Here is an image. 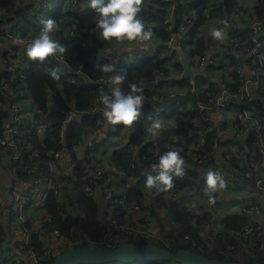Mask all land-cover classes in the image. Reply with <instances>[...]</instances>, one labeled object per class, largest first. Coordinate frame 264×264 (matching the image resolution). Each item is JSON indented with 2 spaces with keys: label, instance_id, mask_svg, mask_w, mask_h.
Returning <instances> with one entry per match:
<instances>
[{
  "label": "trees",
  "instance_id": "trees-1",
  "mask_svg": "<svg viewBox=\"0 0 264 264\" xmlns=\"http://www.w3.org/2000/svg\"><path fill=\"white\" fill-rule=\"evenodd\" d=\"M45 2L46 6L36 12L33 0H0V28L8 26L7 30L25 34L29 31L28 27H33L36 31L41 27L42 19L51 17L58 25L54 38L66 48L62 56L68 68L60 71L59 79H52L45 68L46 59L57 65L52 57H46L42 62L28 58L22 79H9L11 74L3 71L0 74V78L7 79L12 87L6 96L0 93V161L3 154L6 157L7 168L15 179L13 187L20 186L23 181L33 178H44L60 188L58 196H54L52 192L48 193L41 208L32 207L29 216L22 224V229H26L30 234L27 248L34 252L38 264H47L53 256H43L42 241L38 240L37 236L41 233L49 237V234L55 230L67 237L81 230L87 240L80 236L79 242L73 246L112 248L127 242L156 244L170 251L181 248L198 251L209 259L264 264V246L260 245L264 240V232L261 234L255 232L251 236L243 235L244 227L257 226V222L246 213H231L215 219L212 218L214 216L212 209L193 213L185 205L180 206L174 201L154 198L142 205L139 214H135L128 208L117 207L108 198L106 200L103 193L105 188L115 197L124 198L127 204L133 202L141 204L145 195L142 191L145 187V173L156 159L152 157L154 147H158L161 152L167 150L165 146L168 144L189 146L191 143H196L199 135H202L204 140L200 147V153L204 156L202 165L209 166L213 159V143L216 141L217 145L222 146L224 142H221L216 131L206 124V112L195 111L188 106L184 112H181V117L188 116L190 122L183 121L179 128L162 130L160 136L155 139L150 138L151 132L148 131L150 127H138L137 131L131 132L129 145L115 150L108 157L111 167L102 170V164L106 160H99L94 154L102 148V141L113 125L104 123L101 112H91L98 97L97 86L93 81L107 75L98 71L96 65L109 63L106 60L100 63L96 61L101 44L97 42L96 34L93 33L94 10L85 7L74 13L71 12L68 4H65L66 0H45ZM148 2L150 5L147 6V13L141 12L140 16L145 23L153 26L156 50L147 57L137 56L134 53L136 57L133 62L116 64L118 70L126 73L122 88L128 90L129 83L138 84L143 87V94L151 98L168 95L170 88L187 90L194 85L197 103L205 106L208 104L209 96L214 91L220 90L223 85V89L227 91L226 103H233L240 98L239 88L242 82L239 67L247 63L248 59L244 54L253 46L251 20L260 24L262 30L258 34V39L264 40V0H148ZM20 3L24 4L21 9L18 8ZM172 6L174 11L171 30L179 31L188 58L195 63V66L202 59L206 60L208 57L212 59V62L200 69L199 75L194 76V84L190 83L188 78L174 80L171 73L175 74L182 68L180 69L178 64L169 63L171 55L161 54L162 50H165L164 44L170 37V32L164 30L162 19ZM38 14L41 15L40 18ZM16 18L21 21H16ZM221 21H227V27H224ZM212 27H224L227 35L222 41L208 35ZM70 28L74 30L73 35L69 34ZM2 35L3 32L0 31V39ZM225 40H232L226 49ZM233 41H237L240 47L235 48L234 53H229ZM109 47L112 48L113 44H109ZM15 49L24 52V47L18 46ZM114 54L127 56L125 52L114 51ZM76 70L80 73L77 74ZM202 70L213 75L214 80L205 77L206 74L203 76ZM154 75L160 77L158 81H154ZM104 87L105 90L110 91L109 86ZM252 89V100L241 99L238 107L251 111L257 117H264V59L260 82ZM227 93L232 97H227ZM16 103L22 108L20 117L13 123L17 125V133L13 138L14 145H2L4 127L10 124L9 105ZM180 104L186 105V102ZM69 110L75 111L77 117L68 122L61 132L60 127ZM150 110V105L144 104L140 118H148ZM28 112L30 116H25ZM42 120L46 121L47 128L38 133L35 125L42 124ZM99 120L103 121V127L106 125L107 131L101 129L99 141L93 148L85 146V136L89 130L98 126ZM115 126H117L115 132L117 134L122 124ZM234 128V135L226 143H233L234 139H237L235 143L241 153L239 158H232L233 162L228 171L233 172L241 180L243 174L257 165L261 158L256 136L248 128L247 122L238 120L235 116ZM238 128H242L244 132L243 142H240L241 135L236 136ZM77 145L85 146L83 154L74 151ZM132 146L138 148L135 155L131 151ZM59 150L70 157L71 176L63 170L62 165L55 171L50 170V165L55 161L54 153ZM175 150L184 157L186 163L197 165L190 155L179 149ZM243 155H246L245 162L241 159ZM237 161L241 162L242 166L238 165ZM85 166L89 168L88 174L84 172ZM100 170L101 176L95 178L93 174ZM93 181L94 194L100 191L95 196L90 195L85 189L88 184L92 186ZM202 181V173L198 172L195 166L186 167L185 174L173 176V187L162 193L180 189L188 196L183 199L191 201L198 193ZM240 183L241 181L235 182L232 188L239 187ZM24 187L26 191L30 190L29 187ZM192 191L193 194L188 195ZM99 200L107 206L105 210H101ZM249 200V198L244 199L246 204ZM7 209L8 206L4 207L0 204V253L8 250L12 231L19 226L14 224L16 216L13 213L10 212L12 223L7 219ZM157 209L164 212L163 218L159 217ZM109 214L114 215L113 227L107 219ZM38 215L40 219L36 221ZM143 216L147 218L146 221L142 220ZM261 227L264 230V226ZM148 228H156L160 231L157 235L149 236L146 233ZM103 234L110 236L108 244H100L97 241V237ZM69 240L76 241L77 238ZM18 244L17 242L15 245L16 249ZM66 248L68 246L61 249L60 253ZM22 252L25 253L26 249ZM165 263L167 262L156 261L146 264Z\"/></svg>",
  "mask_w": 264,
  "mask_h": 264
},
{
  "label": "built area",
  "instance_id": "built-area-1",
  "mask_svg": "<svg viewBox=\"0 0 264 264\" xmlns=\"http://www.w3.org/2000/svg\"><path fill=\"white\" fill-rule=\"evenodd\" d=\"M35 2L34 10L40 11V8H43L46 6L45 0H33ZM145 3L148 2V0H143ZM169 1V0H165ZM84 2V0H66V5L68 4L69 9L71 12L77 13L79 9L81 8L80 5ZM174 11V7L172 6L169 9L168 14H166L162 19V25L164 26V30L170 32V37L168 41L164 44L165 50H162L161 54H169L171 55V60L174 59V65L178 64L181 71L176 72L178 80L188 78L190 83L194 84V76H197L200 74V70L203 66L207 65L208 63L212 62L211 58H206V60L202 59L200 61L196 68L199 70L195 75L191 76L192 73H189L191 70L189 68V60L186 64V67L182 65V62L179 60L177 54L180 51V44H182L179 36V31L174 32L171 30L173 25V19L172 14ZM192 12V10H191ZM39 15V14H38ZM96 18V14H95ZM95 22V21H94ZM189 22V21H187ZM8 26L0 28V31L3 32L2 39H0V74L2 71L4 73L11 74L9 79L13 78H19L22 79L24 76V68L27 67L28 57L26 56L25 52L21 50L15 49V47H23L22 42H26L30 37L34 36L38 30L34 32H29L22 34L21 32H13L10 30H7ZM250 28L252 30L251 34V42L253 43V46L245 52L244 57L248 59L247 63L239 67V71L241 72V86L239 88V94L240 98H237L235 102L233 103H226L225 97L226 92L223 89V85H221L220 90L214 91L207 100V105L200 106L198 111H206L210 109H219L220 111H226V110H233L235 112V116L238 120L247 122L248 128L255 134L257 139V147L258 152L260 155V162L257 165H254L252 169H248L243 174V178L239 180L233 172L225 171L221 172L220 169L214 167L211 168L209 166H204L202 163L204 162V156L200 153V147L203 144V136L199 135L198 141L196 143H191L189 146H177V145H166L165 148L168 149H179L183 151L185 154L190 155L191 158H193L194 162L197 165H193L191 163H186V167L195 166V169L203 173L204 171L208 169L218 170L221 172V174L224 177L225 180V186L223 189H219L217 192L212 193V195L215 197V200L213 203H217L218 197L221 195L227 196L230 194H237V198L235 200H231V202L227 205V207L223 210V208H220L218 205L215 208V210H220V214H217L218 218H221L222 216H225L227 214L231 213H246L247 216L252 218V220L257 222L256 227L252 226H246L242 229V233L244 236H251L255 232L257 234H261L264 232L261 226H264V117H257L255 116L251 111H248L246 109H240L238 107L239 101L241 99H244L246 101H250L253 98V94L251 89L258 86V83L260 82L261 78V68H262V62L264 59V40L258 39V34L261 32V26L258 22L251 20L250 21ZM183 29V27H181ZM93 30V28H92ZM95 30V29H94ZM73 29H69V34L73 35ZM227 33V32H226ZM154 35V33H153ZM97 42L101 44L99 48V53L97 55V63H100L104 60L108 61L109 63L113 64H119L122 65L124 63H131L133 62V59L136 57L134 56V53L137 54V56H143L147 57L151 55L153 52H155L156 48L152 47L151 45H154V41H152L147 47H140L134 45V49L131 53L125 55H116L114 54V50H112L111 47H109V44H114L116 41L115 39L112 42L103 41L102 39H99L96 36ZM17 41H21V43H18ZM174 42H177L179 45L178 48L174 49ZM232 40L224 41L225 49L231 44ZM240 45H238L237 41H233L232 46L230 47L229 53H234L235 48H239ZM175 51V52H174ZM36 60V59H33ZM52 60H54L57 65H59V71L65 70L68 68V65L66 64L63 56L61 55L59 58L52 57ZM192 61V60H191ZM192 64L195 66V63L192 61ZM56 64L52 63L49 59L45 60V68L49 72L53 67L57 66ZM76 73L79 74L80 71L76 70ZM110 74L104 75L102 77L97 78L94 82V85L97 86L98 90V97L102 93L109 92L105 90L104 86H109V80L108 76ZM154 81L159 80V76L154 75ZM5 78H0V93L4 96L7 95V92L9 89H11V83L6 81ZM127 91V90H125ZM172 91V88L169 89V92ZM187 94H195L196 88L195 86H190L187 90ZM170 96L169 94L166 96H155V97H145L144 104H149L151 107V112L154 114H159L161 112V109H157L155 107L154 102L161 103L164 98ZM227 97H232L229 93H227ZM95 103L93 109L91 112L99 111L101 112L102 105H98V103ZM21 105L11 104L9 105V111L11 115V122L10 124H6L4 127V136L2 137L1 143L2 145L7 146H13L14 145V136L17 133V125H13L15 120H17L20 117L21 113ZM77 117V113L73 110H69L65 120L63 121V125L60 127V131L63 132L65 125L68 124V122L74 120ZM47 128V123H42L39 125H35V130L38 133L43 132V130ZM103 128V121L99 120L98 126L96 128H92L88 131L87 135L84 138V145L90 146L91 148L94 147V144H97L100 137L101 129ZM244 132L242 131V128H238L237 135H242ZM237 139H234L233 143H226L227 141H224L222 146L217 145V142L215 141L213 143V147L217 149H222L221 154L223 155L222 161L224 163H230L229 166L232 164V158H239L240 157V151L238 150V145L235 143ZM80 148L79 145L76 146V148ZM132 153L135 155L137 153V146L131 147ZM160 152L158 147H154L152 151V157L156 158V155ZM234 154H230V153ZM63 154L60 150L54 153L55 161L53 164L50 165V170L55 171V169L62 165L60 156ZM235 156V157H234ZM84 172L88 174L89 168L87 166L84 167ZM95 178H98L101 176V170L93 174ZM253 179L255 181V184L253 187L245 184L246 180ZM240 186L237 188H232L233 184L235 182H240ZM95 182L93 181V185L90 186L89 184L85 187L86 191L92 195L95 196L98 193L94 194L93 192V186ZM131 186H133L132 183H130ZM23 186L29 187V191L19 189L17 187H13L11 189V198L14 202V215L16 216V220L14 221V224L19 225L18 227H15L13 230H17L19 235V244H18V250L26 257V259L20 258L17 254H9V256L5 257L0 264H38V258L35 256L34 252L27 248L29 243V236L30 234L26 229H22V224L24 223V220L26 217L29 216L30 209L32 207H39L41 208L43 206V203L48 195L49 192H52L54 196H58L60 193V188H58L56 185H53L50 180H46L44 178H33L27 181L22 182ZM38 186H42L40 189ZM145 192V195L143 197V200L141 204L139 203H126V200L122 197H115L113 193L108 190L107 188L104 189L103 193L105 194V198L107 200L110 199L117 207L122 206L123 208H128L132 213L139 214L140 208L145 203L149 202L151 199L154 198H162L169 202H177L180 204V206L185 205V207L188 210H191L193 213H196L197 211L203 212V211H210L213 208L210 207V204H207L208 196L206 195V187L204 180L202 181V184L200 185V188H198V193L194 197L193 200L189 201L187 199H183L185 197H188L186 193H184L182 190L177 191H169V192H163L162 191H156L154 188L149 189L146 186L142 190ZM194 191L189 192L188 195L193 194ZM245 198H249V202L244 201ZM199 202V203H198ZM201 202V203H200ZM237 203V204H236ZM194 204V207L191 206ZM198 206V207H197ZM196 208V210H194ZM159 217H164V212L160 209H157ZM214 213V212H213ZM6 217L11 222L12 220V214L10 213V210H6ZM107 219L109 220L110 226H114L115 219L113 214H109L107 216ZM142 220L146 221V217H142ZM12 223V222H11ZM158 229L156 228H148L146 230V233L149 236H154L158 234ZM82 237L81 230H78L77 233L73 236H62L58 231H52L49 234V237L46 235L39 233L37 236V239L42 241L43 246V256L49 257L54 256L60 253V250L65 247H71L73 245H76L77 242H79V237ZM84 237V236H83ZM71 238H77L76 241H71L69 239ZM187 238V237H186ZM110 239V236L107 234H103L101 236L97 237V241L100 244H108V241ZM84 240H87L84 237ZM58 243V244H57ZM262 246H264V240L261 242ZM95 247V246H93ZM114 248V247H112ZM26 249V252L23 253L22 250ZM8 251V250H7ZM4 251V252H7ZM135 264V263H131ZM165 264H169L168 262Z\"/></svg>",
  "mask_w": 264,
  "mask_h": 264
},
{
  "label": "clouds",
  "instance_id": "clouds-1",
  "mask_svg": "<svg viewBox=\"0 0 264 264\" xmlns=\"http://www.w3.org/2000/svg\"><path fill=\"white\" fill-rule=\"evenodd\" d=\"M142 5L143 0H84L80 5V9L87 7L94 10L96 18L93 33L99 39L103 41L115 39L117 42H127L129 46L147 47L153 41V26L145 23L140 16ZM40 16L38 15V18ZM220 23L227 27V21H221ZM40 24L41 27L38 32L26 42H22L26 56L29 59H36L41 62L46 57L59 58L66 51V48L54 38V33L58 28L56 20L48 17L42 19ZM224 27H212L209 29L208 35L213 39L222 41L227 35ZM17 42L21 43V41ZM96 67L101 73L110 74L108 76L110 91L102 93L97 101L98 105H102L101 115L104 118V123L113 126L121 123L122 126H127L140 119L145 102L143 87L135 83H129L128 90L125 91L122 88V84L126 80L124 71L118 70L113 63H100ZM48 75L52 79H59V65L49 70ZM172 104L162 108L159 114L153 112L150 114V110L148 118H144L152 120L148 131L153 136L161 128V122L158 118L162 117L167 109L170 111ZM185 169L184 157L177 150L168 149L158 152L155 162L146 170L145 186L149 189L154 188L156 191L171 189L173 187V176H183ZM69 175L71 176V172H69ZM202 178L205 183L208 202L211 204L215 200L212 193L223 189L225 186L224 177L220 171L208 169L202 173ZM134 263L138 264L137 262Z\"/></svg>",
  "mask_w": 264,
  "mask_h": 264
},
{
  "label": "crops",
  "instance_id": "crops-1",
  "mask_svg": "<svg viewBox=\"0 0 264 264\" xmlns=\"http://www.w3.org/2000/svg\"><path fill=\"white\" fill-rule=\"evenodd\" d=\"M24 7V4H18V8L21 9ZM18 10V9H16ZM16 21H21L19 20V18H16ZM241 26V25H239ZM28 32H34V28L33 27H28ZM119 45V46H118ZM118 46V47H117ZM152 47H154V45H151ZM117 47V48H116ZM134 49V45L129 46V44L127 42H115L113 44L112 50L116 51L117 53L120 52H125L126 54H129L133 51ZM179 60L182 62V65L184 67H186V64L188 63L189 60V68H190V72L192 73L191 76L195 75L199 70H197L196 66H194L192 64V61L190 58H188V54L186 52H179L177 54ZM171 58V57H170ZM171 60V59H170ZM169 60V63L172 64L174 63V59H172L171 61ZM202 69V68H201ZM203 76L205 75V77H211L214 80V76L207 74L206 72H204L202 70ZM171 77H174V80H178L176 73L173 74L171 73ZM254 89H252L253 91ZM169 92V91H168ZM169 95H188L186 89H176V90H172ZM190 95V94H189ZM264 100V99H263ZM179 102H186V105H183V107H180V111H185L187 109L188 106L192 107L191 102L189 101H177ZM198 104V103H197ZM201 105L198 104V109ZM202 107V106H201ZM174 104L171 105V110L169 111L170 113H168L167 116L165 117H159L158 119L161 122V128L158 130L157 134L155 136L152 135V133H150V138L155 139L157 137L160 136V134L163 132L162 130L168 129V128H179L182 124L183 121H187L190 122L191 119L188 118V116L184 115L183 117H181V114L174 118ZM177 108V107H176ZM206 112V117H205V122L207 125H210V129H214L217 133V136L220 138L221 142L224 141H228L232 138V136L235 133V128H234V120H235V112L233 110H226V111H220L219 109H208L205 111ZM25 116H30V112L26 113ZM103 117V116H102ZM157 119V118H155ZM10 122H11V115H10ZM152 120L149 119H144V118H140L139 122L137 124V126L135 128H131L128 129L125 133H122L120 130V132L118 131L116 135H119V140L116 142V145L112 148L110 146H104V149L102 152L97 151L94 155L96 156L97 159L99 160H106L108 161V157L111 156V154L115 151L118 150L119 148L124 147V145H127L129 143V136L131 134V132H135L137 131L138 127L143 126V123H146V126L144 127H150ZM129 127H131V125H129ZM103 131L106 132V125L103 127ZM244 134L241 135V140L240 142H243L244 138H243ZM103 137V134L102 136ZM123 145V146H122ZM129 145V144H128ZM80 148H76L74 147V151L78 154H83L84 153V149L85 146L84 145H79ZM214 148V147H213ZM138 149V148H137ZM222 149H219L217 151L216 148H214L213 151V159H212V163L209 164V167L211 168H218L221 170V172H225L228 171L229 169V164L230 163H224L222 161L223 155L221 154ZM241 159L245 162L246 159V155L241 156ZM60 160H61V164H62V168L63 170L69 174V172H71V160L68 154L63 153L60 156ZM6 157L2 154L1 155V161H0V204L4 207H7L8 204H10L11 202V189L13 188V184H14V177L11 173V171L7 168L6 165ZM238 165H241V162L237 161L236 162ZM17 188L25 190V187L21 184L20 186L16 185ZM42 186H38V188L40 189ZM100 191L98 190V193ZM237 197L234 194H230L227 196H222L220 199L217 200V203H212L210 205L211 208H213V206L218 205L220 208H223V210L227 207V205L231 202V200H235ZM98 203L101 204V210H105V208L107 207L101 200L98 201ZM237 204V203H236ZM216 211H220V210H216ZM212 218H218L217 214L214 213V216ZM40 219V216L38 215L35 220L38 221ZM19 235L17 230L12 231V236L10 238V241L8 243V246H12L15 247L16 243L19 242ZM58 244V243H57ZM9 254H17L15 252V250L8 248L7 252H3L0 253V263L1 261L9 256Z\"/></svg>",
  "mask_w": 264,
  "mask_h": 264
},
{
  "label": "water",
  "instance_id": "water-1",
  "mask_svg": "<svg viewBox=\"0 0 264 264\" xmlns=\"http://www.w3.org/2000/svg\"><path fill=\"white\" fill-rule=\"evenodd\" d=\"M189 101L192 108L198 111L196 94L173 95L162 101L155 103V107L162 109L168 104L177 101ZM42 123H46L42 120ZM245 184L253 187V179L246 180ZM15 250L22 259L26 257L15 247L7 246ZM174 262L177 264H260L243 263L237 261H228L221 259H209L202 253L189 249H178L170 251L156 244H133L131 242L121 243L114 248H97L88 245L68 247L63 252L54 255L53 259L47 264H110L112 262L120 264H131L134 262Z\"/></svg>",
  "mask_w": 264,
  "mask_h": 264
},
{
  "label": "rangeland",
  "instance_id": "rangeland-1",
  "mask_svg": "<svg viewBox=\"0 0 264 264\" xmlns=\"http://www.w3.org/2000/svg\"><path fill=\"white\" fill-rule=\"evenodd\" d=\"M107 42V41H106ZM109 42H112L113 43V40L112 39H110L109 41H108V43ZM119 46V45H118ZM117 46V47H118ZM173 46H174V49L175 48H178V44H177V42H174V44H173ZM116 47V48H117ZM180 51H182V52H185V49H184V46H183V44H180ZM175 52V51H174ZM179 102H175L174 103V118H176V117H178L180 114H181V112H184V111H180V107H183V105H179L178 104ZM177 107V108H176ZM168 113H170L169 112V110L167 109L163 114H162V118L163 117H165V116H167L168 115ZM138 122H139V119L138 120H136V121H134L132 124H131V127H129V125H127V126H122L121 128H120V131L122 132V133H125L128 129H131V128H135L136 126H137V124H138ZM143 126H146V123H143L142 124ZM119 131V132H120ZM116 126H111L110 128H109V134L104 138V140L102 141V148H104V146H110V147H114L115 145H116V142L119 140V135H116ZM100 149L99 151L100 152H102L104 149ZM103 166H102V170H105V169H108V168H110L111 166H110V161H106L104 164H102ZM234 195H236V197H237V194H235V193H233ZM222 196H224V195H221L220 197H218V199H220ZM199 203V202H198ZM201 203V202H200ZM207 204H210L208 201H207ZM212 204V203H211ZM210 204V205H211ZM14 202H13V200H12V198H11V202H10V204H8V207H9V210H10V212L11 213H14V209H15V207H14ZM191 206H193L194 207V204H192ZM217 206H213V212L215 213V214H220L221 212L220 211H216L215 210V208H216ZM138 263V262H137ZM169 264H175L174 262H168ZM110 264H116L115 262H112V263H110ZM138 264H146L145 262H139Z\"/></svg>",
  "mask_w": 264,
  "mask_h": 264
},
{
  "label": "flooded vegetation",
  "instance_id": "flooded-vegetation-1",
  "mask_svg": "<svg viewBox=\"0 0 264 264\" xmlns=\"http://www.w3.org/2000/svg\"><path fill=\"white\" fill-rule=\"evenodd\" d=\"M143 5H144V6H143ZM143 5H142L143 8H142V11H141V12H143V13H147V6L150 5V3H149V2H146V3H145V2L143 1Z\"/></svg>",
  "mask_w": 264,
  "mask_h": 264
}]
</instances>
